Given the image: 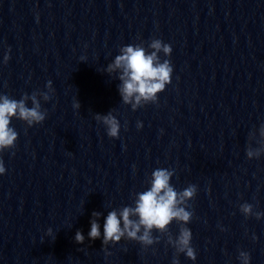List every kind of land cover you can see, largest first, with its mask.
I'll list each match as a JSON object with an SVG mask.
<instances>
[{
    "label": "clouds",
    "instance_id": "9594fccd",
    "mask_svg": "<svg viewBox=\"0 0 264 264\" xmlns=\"http://www.w3.org/2000/svg\"><path fill=\"white\" fill-rule=\"evenodd\" d=\"M149 48L152 51L148 52L140 45H126L121 48V54L115 57L107 69L108 72L121 70L119 79L122 85L119 87V93L123 103L131 104L133 110L142 104L156 103L158 94L171 83L173 72L171 63L167 59L161 61L158 55L163 52L164 56H170L171 46L159 39H153ZM9 59L10 57L5 54L4 62L7 63ZM47 87L52 91L51 82ZM28 99H31L32 107L27 106ZM44 99H50L47 93H44ZM74 107L79 108V104L76 103ZM13 118L22 120L31 127L42 123L46 118V112L41 110L35 93L31 97L25 94L20 100L0 95V152L15 147L18 133L10 126ZM96 119L106 127L109 137L119 136L120 123L111 112L105 116H97ZM137 127L142 125L138 123ZM261 132L264 135V125ZM247 155L251 157L253 153L249 151ZM3 173L5 167L0 160V174ZM172 176L173 171L169 169H155L151 174L150 187L137 194L134 207L125 206L119 212L117 210L108 212L103 224L102 246L119 243L122 238L137 241L145 247L151 246L159 242L158 237H153V230L169 233V225L175 221L180 225L179 233L175 238L169 233L168 244L175 248L177 254L183 253L188 259L195 261L196 252L191 246L192 232L186 227L191 221L192 213L185 205L195 197L197 189L195 185H189L182 191H177L170 183ZM241 211L245 216L250 215L252 205H242ZM99 215L100 213H93L95 217ZM262 215L264 213H257L256 218L259 219ZM88 238L90 240L101 238V225L96 219L90 221ZM84 239L83 233L77 231L76 242L83 244ZM239 259L241 264H249L250 256L241 251ZM173 264H179L178 260L174 259Z\"/></svg>",
    "mask_w": 264,
    "mask_h": 264
}]
</instances>
